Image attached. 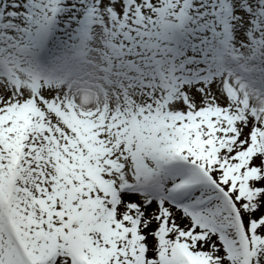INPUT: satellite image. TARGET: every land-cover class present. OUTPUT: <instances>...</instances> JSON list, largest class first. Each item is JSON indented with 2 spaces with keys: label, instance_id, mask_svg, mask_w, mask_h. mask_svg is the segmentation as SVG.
<instances>
[{
  "label": "snow or ice",
  "instance_id": "obj_1",
  "mask_svg": "<svg viewBox=\"0 0 264 264\" xmlns=\"http://www.w3.org/2000/svg\"><path fill=\"white\" fill-rule=\"evenodd\" d=\"M0 264H264V0H0Z\"/></svg>",
  "mask_w": 264,
  "mask_h": 264
}]
</instances>
